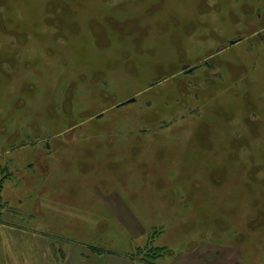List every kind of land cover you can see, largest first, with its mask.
Masks as SVG:
<instances>
[{
  "label": "rangeland",
  "instance_id": "rangeland-1",
  "mask_svg": "<svg viewBox=\"0 0 264 264\" xmlns=\"http://www.w3.org/2000/svg\"><path fill=\"white\" fill-rule=\"evenodd\" d=\"M4 174L25 233L108 195L39 215L101 264H264V0H0Z\"/></svg>",
  "mask_w": 264,
  "mask_h": 264
},
{
  "label": "crops",
  "instance_id": "crops-1",
  "mask_svg": "<svg viewBox=\"0 0 264 264\" xmlns=\"http://www.w3.org/2000/svg\"><path fill=\"white\" fill-rule=\"evenodd\" d=\"M73 194L69 200L63 199V192L60 196L58 194L46 201L42 200L41 202L39 199L35 211L38 216H34L35 219L33 220L36 221L31 228V233L21 232L13 224L0 221V233L8 264H101V248L96 241L85 239L83 236L78 238L67 237L60 231V225L48 230L40 223L49 221V219L40 217L44 214L46 207L54 211L53 217L57 216L56 220L58 221H60L58 213L63 216L68 213L80 215L78 212L84 214L87 211L85 207L94 204V202L98 204L102 201L106 208L114 211L115 202L98 187L93 186L83 195L81 193L78 195V191ZM90 215L92 216L93 213L90 212ZM82 217L84 216L82 215ZM65 219L67 218L65 217ZM78 219L82 223L81 225L86 226L87 235L90 233L93 236L94 230L88 226L92 223L83 221V218ZM61 242L65 243L61 244ZM107 258V264H111L109 262L110 257Z\"/></svg>",
  "mask_w": 264,
  "mask_h": 264
},
{
  "label": "trees",
  "instance_id": "trees-1",
  "mask_svg": "<svg viewBox=\"0 0 264 264\" xmlns=\"http://www.w3.org/2000/svg\"><path fill=\"white\" fill-rule=\"evenodd\" d=\"M9 175L8 174H4L1 178H0V208L2 207V206H6L7 204H6V202L4 203V201H1L3 198H2V190H3V186H4V182L6 181V179H7V177H8ZM9 209H11V208H9ZM159 250L160 251H162V252H164L165 250H166V248L165 247H161V249L159 248Z\"/></svg>",
  "mask_w": 264,
  "mask_h": 264
},
{
  "label": "flooded vegetation",
  "instance_id": "flooded-vegetation-1",
  "mask_svg": "<svg viewBox=\"0 0 264 264\" xmlns=\"http://www.w3.org/2000/svg\"><path fill=\"white\" fill-rule=\"evenodd\" d=\"M184 68H187V65L184 66ZM193 68H189L188 70L186 71H191Z\"/></svg>",
  "mask_w": 264,
  "mask_h": 264
},
{
  "label": "water",
  "instance_id": "water-1",
  "mask_svg": "<svg viewBox=\"0 0 264 264\" xmlns=\"http://www.w3.org/2000/svg\"><path fill=\"white\" fill-rule=\"evenodd\" d=\"M133 100H134V98L129 99V101H133Z\"/></svg>",
  "mask_w": 264,
  "mask_h": 264
}]
</instances>
